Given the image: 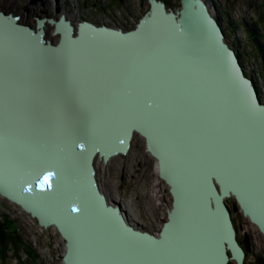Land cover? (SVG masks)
<instances>
[{
	"label": "water",
	"instance_id": "95a60500",
	"mask_svg": "<svg viewBox=\"0 0 264 264\" xmlns=\"http://www.w3.org/2000/svg\"><path fill=\"white\" fill-rule=\"evenodd\" d=\"M148 3L128 28L0 5V197L56 229L62 264H245L232 214L264 236V100L205 0ZM135 136L171 197L157 232L96 178Z\"/></svg>",
	"mask_w": 264,
	"mask_h": 264
},
{
	"label": "rangeland",
	"instance_id": "374dc122",
	"mask_svg": "<svg viewBox=\"0 0 264 264\" xmlns=\"http://www.w3.org/2000/svg\"><path fill=\"white\" fill-rule=\"evenodd\" d=\"M45 1V3L30 4L29 0H0V5H6L7 8L11 7L13 10L17 9L22 12L23 17L29 15L27 20L33 25H36L35 17L38 16L37 14L46 15L48 12L53 18L59 17L63 12L68 13L66 16L76 24L83 19L94 22L97 19L95 12L99 9L107 12L114 10L116 15H119L123 9L124 13L128 11L132 15L129 17L121 15L118 20L115 19L114 24H123L127 27H131L137 17L142 15L149 7L148 0ZM167 1V6L172 9H176L180 4V0ZM205 1L208 3L210 11L219 18L228 43L239 51L242 61L245 62L246 73L253 78L259 94L264 100V45L260 41L258 47L256 38H254L257 36L258 30L264 34V22L262 21L264 20L262 18L264 16V0ZM46 9H48L47 13L42 11ZM52 29L53 27L50 26V34ZM52 38L56 39V36H52ZM262 39L264 41V38ZM260 47L263 49L261 50ZM95 168L99 186L109 201L120 203L123 208L132 214L135 220L143 223L144 229L157 232L161 226L162 217H165L166 208L171 204V197L167 190L168 187L158 177L155 161L145 151L141 137L135 136L133 138L132 147L126 155L115 156L106 164L96 159ZM231 201L233 199H229L228 203L230 204ZM2 213L7 214L9 218L16 221L21 239L34 256L32 255L33 260H31L28 254H25V249L22 246L12 252V247H16L12 243V247L10 245L5 247L0 245L1 252L6 250V254L3 253L2 259L0 253V264H62L61 257L65 245L56 229L53 227L47 229L40 227L30 215L0 197V215ZM233 217L236 223H243L246 220L240 211L233 212ZM143 218H147L150 224L144 222ZM247 226L250 227L258 251L261 257L264 258V236L250 221L247 222ZM12 239L15 242L18 240L17 237ZM249 261L251 262L250 258ZM228 264L237 263L230 260Z\"/></svg>",
	"mask_w": 264,
	"mask_h": 264
},
{
	"label": "flooded vegetation",
	"instance_id": "af4514ba",
	"mask_svg": "<svg viewBox=\"0 0 264 264\" xmlns=\"http://www.w3.org/2000/svg\"><path fill=\"white\" fill-rule=\"evenodd\" d=\"M46 2V1H45ZM44 2V3H45ZM1 7H4V8H7V6L5 5H2ZM9 7V6H8ZM11 9V7H9ZM26 10H27V7H26ZM16 14H18L21 19L23 20L22 18V12L18 11L17 9L13 10ZM43 12H48V9L46 10H42ZM116 11V10H115ZM46 12V13H47ZM111 12V13H110ZM106 11V10H102V9H99L97 12H95L96 14V17L97 19L94 21V23L96 24H105V25H110V26H121V27H124L125 25L121 24V25H117V24H114L116 20H118V17L120 18V16L122 15L123 17H129L130 15H132V13L129 14V12H123V9L122 11L119 13V15H116V13L114 12V10L112 11ZM68 14V13H67ZM66 13H64V15H67ZM38 16L35 17V22H36V19L37 17H41V18H48V17H51L49 12L48 14L46 15H40V14H37ZM31 21V20H30ZM26 22H29V20H26ZM30 23V22H29ZM113 23V24H112ZM126 27V26H125ZM258 35L261 36L262 33L258 30L257 31ZM263 36V35H262ZM242 60V59H241ZM245 62L243 61V64ZM120 204V203H119ZM124 209V214H125V217L127 218V220L138 226V227H144L143 223L138 221V220H135L132 216L131 213H129L125 208ZM243 216V215H242ZM244 217V216H243ZM232 218H233V223H234V226L236 228V234H237V241L239 243V245H241V247H243L244 249V252H245V264H264V258L261 257L259 251H258V246L256 245L255 243V238L253 237V233L251 232L250 230V227L247 226V222L249 221L246 217H244L246 220H248L246 222V220L242 223V222H239V223H236V220H234V217H233V214H232ZM143 221L145 222H148L147 224H150L149 223V220L147 218H143ZM248 235V236H247ZM248 237V239L246 240L247 241V247L245 245V237ZM249 258L251 260V262L249 261Z\"/></svg>",
	"mask_w": 264,
	"mask_h": 264
},
{
	"label": "trees",
	"instance_id": "16d2710c",
	"mask_svg": "<svg viewBox=\"0 0 264 264\" xmlns=\"http://www.w3.org/2000/svg\"><path fill=\"white\" fill-rule=\"evenodd\" d=\"M162 1H164L168 5L167 0H162ZM262 18H264V16H262ZM262 21L264 22V20H262ZM256 35L257 36L254 37V38H256L255 39L257 42L256 45L259 47L261 42H263V45H264V41L262 39V38H264V34H262L263 37H262V35L259 36L258 33H256ZM260 49L262 50L263 48L260 47ZM2 217H3V219H2ZM0 219H2L0 221V245H2L3 247H5L6 245L7 246L10 245L11 247H12V245L16 246L14 248L12 247V252H15L18 249V247L22 246L25 249V251H24L25 254H28L29 258H31V260H33L32 255L34 256V254L32 253V251H30V249H28V247L26 246V243L23 241V239H21L19 232H18V227H17L16 221L9 218L8 215L4 214V213H2L0 215ZM2 225H4V226H2ZM15 237L18 238V240L16 242L13 241V239H12ZM11 243H12V245H11ZM0 253H1V259H2L3 255L6 254V250H3V252L0 251Z\"/></svg>",
	"mask_w": 264,
	"mask_h": 264
},
{
	"label": "bare ground",
	"instance_id": "6f19581e",
	"mask_svg": "<svg viewBox=\"0 0 264 264\" xmlns=\"http://www.w3.org/2000/svg\"><path fill=\"white\" fill-rule=\"evenodd\" d=\"M45 2V1H44ZM44 2H42V3H44ZM34 4V3H33ZM64 13V12H63ZM55 14H57V13H55ZM24 15H25V13H24ZM28 16V17H27ZM25 15L24 17L22 16V18H24V20H27L28 18H29V15ZM47 25V24H46ZM98 25H102V24H98ZM125 27V26H124ZM125 28H128L127 26L125 27ZM244 65H245V63H244Z\"/></svg>",
	"mask_w": 264,
	"mask_h": 264
}]
</instances>
